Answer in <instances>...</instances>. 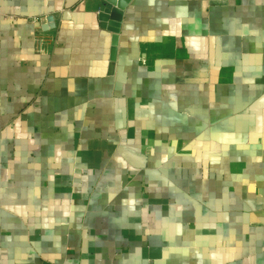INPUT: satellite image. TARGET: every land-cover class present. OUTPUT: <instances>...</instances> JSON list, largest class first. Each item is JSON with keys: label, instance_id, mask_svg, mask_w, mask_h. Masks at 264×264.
<instances>
[{"label": "crops", "instance_id": "obj_1", "mask_svg": "<svg viewBox=\"0 0 264 264\" xmlns=\"http://www.w3.org/2000/svg\"><path fill=\"white\" fill-rule=\"evenodd\" d=\"M0 10V264H264V0Z\"/></svg>", "mask_w": 264, "mask_h": 264}, {"label": "water", "instance_id": "obj_2", "mask_svg": "<svg viewBox=\"0 0 264 264\" xmlns=\"http://www.w3.org/2000/svg\"><path fill=\"white\" fill-rule=\"evenodd\" d=\"M131 0H99V19L101 26L113 32V42L111 48V66L115 65L118 55L119 33L125 10ZM54 16H50L49 23L44 28L53 26Z\"/></svg>", "mask_w": 264, "mask_h": 264}, {"label": "built area", "instance_id": "obj_3", "mask_svg": "<svg viewBox=\"0 0 264 264\" xmlns=\"http://www.w3.org/2000/svg\"><path fill=\"white\" fill-rule=\"evenodd\" d=\"M0 15L5 17V18H14L13 15H9L7 13H3L1 10H0ZM49 18L50 16L48 14H45V15H42V16H39V17H35V21L38 22V23H41V24H46V23H49Z\"/></svg>", "mask_w": 264, "mask_h": 264}]
</instances>
